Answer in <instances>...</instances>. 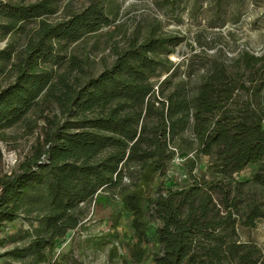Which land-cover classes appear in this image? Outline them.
I'll use <instances>...</instances> for the list:
<instances>
[{
  "label": "trees",
  "instance_id": "1",
  "mask_svg": "<svg viewBox=\"0 0 264 264\" xmlns=\"http://www.w3.org/2000/svg\"><path fill=\"white\" fill-rule=\"evenodd\" d=\"M60 1H0V15L7 19L1 29L4 34L22 30L21 24L53 15ZM107 9L102 0H92L68 20L42 21L37 40L13 64L14 81L0 87L1 129L20 122L45 91L66 117L46 132L45 146L20 173L0 179V230L32 206H42L45 214L36 239L6 256L32 255L44 262L45 251L51 252L78 227L80 204L92 203L100 191L115 189L127 178L133 190L120 193L132 213L138 244L131 264L150 257L153 264H264L256 245L237 240L238 223L254 228L264 220L263 197L253 193L245 198L248 183L234 177L258 165L251 185L264 191V119L250 107L228 108L235 90L250 94L247 82L233 86L228 66L218 62L195 86L185 79L173 84L174 72L158 85L154 79L175 68L168 56L184 39L148 36L141 43L132 41L111 67L85 83L68 85V74L53 83L67 61L64 52L112 23ZM11 58L12 53L0 51L3 63ZM261 60L247 52L239 58L248 73L264 74L263 65L255 68ZM72 66L81 69L76 60ZM59 86L65 91L57 98L54 90ZM179 156L188 169L181 183L168 179L170 164ZM201 156L211 158L213 177L194 174ZM157 179L155 196L150 197L146 188ZM152 221L161 225L151 236L147 226ZM152 241L159 252L150 254Z\"/></svg>",
  "mask_w": 264,
  "mask_h": 264
},
{
  "label": "rangeland",
  "instance_id": "2",
  "mask_svg": "<svg viewBox=\"0 0 264 264\" xmlns=\"http://www.w3.org/2000/svg\"><path fill=\"white\" fill-rule=\"evenodd\" d=\"M0 1L30 5L40 0ZM91 1L62 0L57 3L53 15L21 24L22 30L7 34L1 29L7 19L0 15V51L12 53L10 62L0 60V87L5 88L14 81L16 72L13 64L37 40L42 21L56 24L68 20L87 8ZM102 1L111 12L112 23L86 35L64 52L67 61L58 70V78L53 83H58L59 77L66 74V81L72 86L77 81L85 83L89 77H97L112 66L117 54L127 49L132 41L141 43L148 36L179 37L184 39L183 42L172 48L168 56L175 68L169 73L163 72L154 82L158 81L159 85L174 72L173 84L185 79L189 80L190 87L195 86L210 73L215 63H224L228 66L233 86L242 80L250 87L249 95L235 90L228 108L250 107L264 119V74L257 70L264 66V0H221L220 5L217 0H181L177 4L166 0ZM245 52L262 59L255 67L258 72L248 73L240 63L239 58ZM74 60L79 62L81 69L72 66ZM187 73L191 76L188 77ZM241 73L245 74L242 76ZM64 91L61 86L57 87L55 97L59 98ZM46 92L20 122L0 128V179L20 173L21 167L45 146L46 132H51L65 120L56 99L48 98ZM194 157V153L188 156ZM185 160L179 156L172 161L168 179L176 178L177 183L187 180ZM210 161V157L201 156L194 174L213 177L209 171ZM257 168L258 165H249L234 177L237 181L248 183L243 187L245 198L257 193L264 201V191L251 185L252 174ZM170 180L167 185L173 187ZM158 183L159 179L146 188V194L154 197ZM132 190L130 181L125 178L119 187L100 191L92 203L80 204L77 210L80 215L78 227L59 240L51 252L46 250L42 263H38L32 255L22 259L6 256L13 248L26 247L36 239L39 219L45 215L40 205L21 212L16 220L4 223L0 230V264H131V254L138 244L132 229V213L120 192ZM160 225L159 221L150 222L148 234L152 236ZM237 240L256 245L264 259V220L254 228L238 223ZM158 250V245L152 241L148 252L153 254ZM141 264H153L151 257Z\"/></svg>",
  "mask_w": 264,
  "mask_h": 264
}]
</instances>
